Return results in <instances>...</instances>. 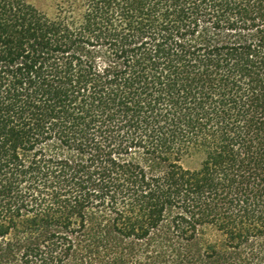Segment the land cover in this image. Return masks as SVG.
<instances>
[{"label": "trees", "instance_id": "1", "mask_svg": "<svg viewBox=\"0 0 264 264\" xmlns=\"http://www.w3.org/2000/svg\"><path fill=\"white\" fill-rule=\"evenodd\" d=\"M0 264H264V0H0Z\"/></svg>", "mask_w": 264, "mask_h": 264}, {"label": "rangeland", "instance_id": "2", "mask_svg": "<svg viewBox=\"0 0 264 264\" xmlns=\"http://www.w3.org/2000/svg\"><path fill=\"white\" fill-rule=\"evenodd\" d=\"M34 5L42 10H49L53 0H30ZM200 163L199 156H193L186 160L185 165L189 167H198Z\"/></svg>", "mask_w": 264, "mask_h": 264}]
</instances>
